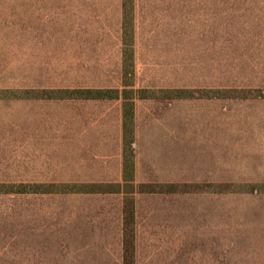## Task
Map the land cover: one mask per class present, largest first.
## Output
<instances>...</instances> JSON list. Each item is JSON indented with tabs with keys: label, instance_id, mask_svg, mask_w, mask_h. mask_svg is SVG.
Instances as JSON below:
<instances>
[{
	"label": "crops",
	"instance_id": "0c3cea01",
	"mask_svg": "<svg viewBox=\"0 0 264 264\" xmlns=\"http://www.w3.org/2000/svg\"><path fill=\"white\" fill-rule=\"evenodd\" d=\"M35 2L71 8L81 17L82 22L69 29L74 32L72 44L58 53L68 57L66 64L75 65L67 70L86 74L62 78L123 79V0H0V91L27 89L13 81L33 80L35 72L42 70L40 61H35L40 54L33 39ZM93 11L109 15L116 11V17L98 23ZM142 11L155 17L168 11L169 23L139 24ZM182 17H189L190 23H182ZM133 49L136 81H217L171 90H264V85L227 86L225 82L264 81V0H135ZM186 101L193 103V123H177L176 98L170 99L171 123H141L142 105L155 101L135 102V185L167 187L163 192L132 194L136 264H154L153 257L164 254L170 264H176L181 254L177 242L184 240L216 241L211 245L213 252L200 251L201 255L214 254L217 264H226V241L264 240V212L237 211L264 208V193L237 189L264 184V99H226L218 93L214 99ZM91 102L109 105L108 111L98 113L97 123H58L60 151L73 160V167L59 169V175L67 178L57 183L119 185L123 190L59 194L76 199L73 215L68 217L74 226L63 231L68 234L64 238L82 241L77 246L89 256L94 255L92 249L100 250L98 241H105L109 252L96 256L108 257L106 264H125L123 104L122 100ZM211 102L217 105L212 116L216 120L202 123L205 117L199 113ZM26 103L0 99V183L33 182L27 178L33 175L32 169L22 165L21 159L26 161L28 144H33L34 123H17L8 113ZM226 103L241 106V123H226ZM250 106L260 107L254 117L243 109ZM15 196L28 194L0 195V221L16 217L15 207L5 200ZM114 241L117 253L112 250ZM116 255L120 261L112 258ZM143 255L148 257L144 262Z\"/></svg>",
	"mask_w": 264,
	"mask_h": 264
},
{
	"label": "rangeland",
	"instance_id": "374dc122",
	"mask_svg": "<svg viewBox=\"0 0 264 264\" xmlns=\"http://www.w3.org/2000/svg\"><path fill=\"white\" fill-rule=\"evenodd\" d=\"M45 2H35L33 15V39L35 51L40 54L35 55V61H40L42 70L35 72V79L27 81H13L18 87H27L24 90H13L11 99L27 100L24 106L18 104L9 115L15 116L17 123H34L31 136L33 144H28L26 161L21 159V164L32 169L33 175L27 178L33 182L51 183L63 181L67 176L59 175V169L73 167V160H68L67 154L60 151L61 136L59 137L58 123H97L98 113L108 111L106 107H99L95 102L81 100H61L45 101L29 99L26 91L50 89H70L79 87H118V80L81 79L67 78L62 76L84 75L86 73L69 71L67 68L75 65H68L65 61L67 56L60 55V48L72 44L74 32L69 29L73 23H81V17L73 9H60L58 7H45ZM162 17H155L153 13L142 11L138 18L139 24L146 23H169L168 11H161ZM103 11H93L92 16L99 18L98 23L105 17H116ZM151 15V16H150ZM87 16V15H86ZM151 18V19H150ZM154 18V20H152ZM180 19V18H179ZM189 17H182V23H190ZM180 23V22H179ZM89 39V38H87ZM67 51L64 49L61 51ZM40 78H37L39 77ZM227 86L239 85H264V81H225ZM217 81H194V80H141L136 81V89H149L154 92L171 89L173 86L179 88L202 85H211ZM203 87V86H202ZM181 90V89H180ZM183 90V89H182ZM200 89H191L197 91ZM206 90V89H205ZM6 91V90H5ZM26 95V98L23 96ZM209 98H201L195 93V99H214L208 93ZM6 96V95H5ZM251 100L250 98H248ZM32 100V103L30 102ZM155 101L142 105L141 123H171L170 100L151 99ZM192 100V99H187ZM144 101V100H143ZM147 101V100H146ZM177 123H193L194 114L193 103L186 99H178ZM113 102L117 101H107ZM26 105V106H25ZM260 107H246L245 109L252 117ZM10 110V109H9ZM217 105L206 103L199 113L205 117L202 123H212ZM241 106L226 103V123H241ZM264 121V120H263ZM172 123L173 114H172ZM29 136V133H28ZM62 155V159H61ZM21 156V155H20ZM240 156V155H239ZM25 157V154L22 155ZM232 161L227 159V163ZM240 160L237 161L239 164ZM20 165V164H19ZM21 166V165H20ZM256 185V184H255ZM262 190H264V184ZM234 185H227L231 189ZM242 186L237 187L242 190ZM261 199H264L261 198ZM260 199V200H261ZM10 206H14L16 217L11 222L0 221V264H106L105 256H96L101 251L106 252L105 241H98L100 250H91L94 255H83L80 246L82 241L65 239L68 234L65 229H72L74 225L68 222L69 215H73L72 203L76 201L74 196L60 195H28L8 197ZM80 200V199H78ZM263 211L264 208H239L240 214L246 212ZM179 254L176 264H217V257L211 254L201 255L200 251L209 253L212 251L211 245L216 241H178ZM114 245H116L114 247ZM90 251L89 249H86ZM113 251H118L117 242L114 241ZM226 264H264V240L258 241H226ZM213 252V251H212ZM115 261H120V256L112 257ZM148 258L143 255L142 262ZM154 264H170L167 254L153 257ZM174 263V262H173Z\"/></svg>",
	"mask_w": 264,
	"mask_h": 264
},
{
	"label": "trees",
	"instance_id": "16d2710c",
	"mask_svg": "<svg viewBox=\"0 0 264 264\" xmlns=\"http://www.w3.org/2000/svg\"><path fill=\"white\" fill-rule=\"evenodd\" d=\"M134 42H135V0H123V44H124V74L119 81V86L112 87H79L70 89H50L26 91L29 99L45 101L81 100V101H117L122 100L124 123V194H125V240L124 263L136 264V239H135V198L133 193H156L167 189L163 185H135V130H136V100L151 99H195V93L201 98L225 96L226 99H264L263 89H226L218 92L213 90H159L154 92L149 89H136V80L133 78L134 66ZM13 90L0 91V99H11ZM15 94V93H14ZM6 95V96H5ZM26 95L23 98H26ZM262 185H244L242 190L249 193H264ZM122 186L109 184H85L66 185L57 182L42 183L32 182L28 184H4L0 183V195H59L75 194L78 192L109 194L122 192Z\"/></svg>",
	"mask_w": 264,
	"mask_h": 264
}]
</instances>
